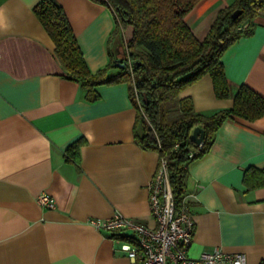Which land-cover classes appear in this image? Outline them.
Here are the masks:
<instances>
[{
    "label": "crops",
    "instance_id": "obj_1",
    "mask_svg": "<svg viewBox=\"0 0 264 264\" xmlns=\"http://www.w3.org/2000/svg\"><path fill=\"white\" fill-rule=\"evenodd\" d=\"M39 0H0V264H131L120 243L129 232L90 219L115 212L154 226L147 183L157 150L134 138L136 108L126 82L101 84L88 101L63 76L54 44L33 11ZM63 8L90 71L121 57L113 10L94 0H55ZM233 0H199L184 15L202 39L217 11ZM253 32L223 53L230 95L217 98L205 74L180 93L195 111L230 107L238 85L264 95V14ZM81 140L78 162L66 148ZM264 166V115L233 118L187 167L185 199L194 219L187 254L220 247L264 258V185L247 189L244 170ZM47 193L54 206L37 202Z\"/></svg>",
    "mask_w": 264,
    "mask_h": 264
},
{
    "label": "trees",
    "instance_id": "obj_2",
    "mask_svg": "<svg viewBox=\"0 0 264 264\" xmlns=\"http://www.w3.org/2000/svg\"><path fill=\"white\" fill-rule=\"evenodd\" d=\"M114 12L123 66L109 63L92 72L77 43L69 20L55 0H39L33 11L53 41L63 76L79 83L88 101L99 99L101 84L126 82L136 108L135 140L155 149L166 162L176 206L185 194L188 164L207 152L216 132L228 119L255 120L264 115V95L247 83L238 85L230 107L210 114L198 113L190 96L179 93L203 75L211 78L214 95H230L222 60L225 50L253 32V19L264 14V0H233L220 8L202 39H198L184 15L199 0H94ZM241 13L233 18L235 9ZM132 61L131 71L125 60ZM203 129L201 145L190 139L195 127ZM81 140L66 148V157L78 162ZM191 154V156H190ZM247 189L264 185V166L244 170ZM123 238L129 240L127 235ZM258 264H264V258Z\"/></svg>",
    "mask_w": 264,
    "mask_h": 264
},
{
    "label": "built area",
    "instance_id": "obj_3",
    "mask_svg": "<svg viewBox=\"0 0 264 264\" xmlns=\"http://www.w3.org/2000/svg\"><path fill=\"white\" fill-rule=\"evenodd\" d=\"M125 62L131 71V59L127 57ZM146 187L154 226L134 221L119 212L105 219H90L96 227L129 232V240L121 242L120 249L129 256L131 264H245L243 252H225L220 247L204 250L197 257L187 254L194 231V219L185 194L180 205L175 204L165 160H159ZM37 202L42 206H54V201L47 193H40Z\"/></svg>",
    "mask_w": 264,
    "mask_h": 264
},
{
    "label": "water",
    "instance_id": "obj_4",
    "mask_svg": "<svg viewBox=\"0 0 264 264\" xmlns=\"http://www.w3.org/2000/svg\"><path fill=\"white\" fill-rule=\"evenodd\" d=\"M241 13V9H235L232 13L231 16L233 18H236L239 14ZM115 65L116 66H123L124 62H121L120 59L115 60ZM203 137V129L199 126L195 127L190 134V139L195 142L196 144H199L202 141Z\"/></svg>",
    "mask_w": 264,
    "mask_h": 264
}]
</instances>
